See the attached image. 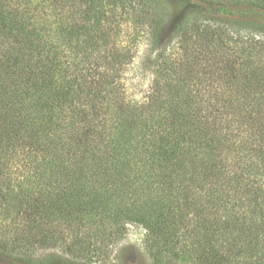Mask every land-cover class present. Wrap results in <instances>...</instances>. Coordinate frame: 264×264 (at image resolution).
Instances as JSON below:
<instances>
[{"label": "trees", "instance_id": "trees-1", "mask_svg": "<svg viewBox=\"0 0 264 264\" xmlns=\"http://www.w3.org/2000/svg\"><path fill=\"white\" fill-rule=\"evenodd\" d=\"M173 1L0 0V264L104 262L126 220L157 264L178 238L264 264V0ZM122 19L148 29L141 101Z\"/></svg>", "mask_w": 264, "mask_h": 264}, {"label": "rangeland", "instance_id": "rangeland-1", "mask_svg": "<svg viewBox=\"0 0 264 264\" xmlns=\"http://www.w3.org/2000/svg\"><path fill=\"white\" fill-rule=\"evenodd\" d=\"M168 7L169 14L167 20L178 11V6L173 0H162ZM168 21L164 25H167ZM127 21H121V41L130 45V57L123 66L118 78V87L126 98L133 101H141L148 93L152 81V68L154 55L149 48L148 29L142 27L139 31L131 27ZM173 44V43H172ZM231 41L230 45L232 46ZM175 51L177 48L172 47ZM171 50V48H170ZM210 50L217 52L216 55L224 56L226 49L222 46H212ZM175 55V54H174ZM129 205V204H128ZM127 205V206H128ZM107 230H115L111 226ZM105 261L95 260L92 264H157L152 257V249L146 242V230L135 221L126 220L120 226L116 238H111L105 242ZM186 244V242H185ZM184 244L183 238L172 239L169 245L164 247L158 257L162 264H205L197 259V254H192ZM55 256L49 258L44 264H83L80 261H65L60 255V250L55 252ZM222 264H263L259 259L248 256H237L226 259Z\"/></svg>", "mask_w": 264, "mask_h": 264}]
</instances>
